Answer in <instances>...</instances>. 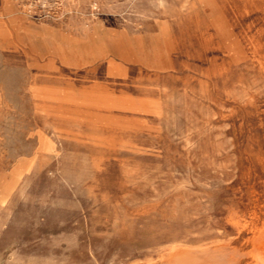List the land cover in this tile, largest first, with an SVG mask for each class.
Listing matches in <instances>:
<instances>
[{
	"label": "rangeland",
	"instance_id": "obj_1",
	"mask_svg": "<svg viewBox=\"0 0 264 264\" xmlns=\"http://www.w3.org/2000/svg\"><path fill=\"white\" fill-rule=\"evenodd\" d=\"M262 233L264 0H0V264Z\"/></svg>",
	"mask_w": 264,
	"mask_h": 264
},
{
	"label": "bare ground",
	"instance_id": "obj_2",
	"mask_svg": "<svg viewBox=\"0 0 264 264\" xmlns=\"http://www.w3.org/2000/svg\"><path fill=\"white\" fill-rule=\"evenodd\" d=\"M247 245L251 246V250L248 253H246L243 257L236 259V261L240 262L241 264L245 263L247 260H249V263L246 262V264L247 263L248 264H264V234L262 233L257 236L251 237V239L248 241L246 246ZM170 249H172V247ZM228 250H229V244H226V243L215 244L212 246H201V247L194 248V249H186V250L184 249L182 251L171 253L166 258V261L163 264H225L224 261H226V258L229 255ZM149 264H152V263H149Z\"/></svg>",
	"mask_w": 264,
	"mask_h": 264
}]
</instances>
